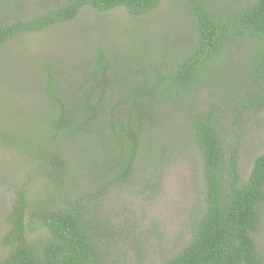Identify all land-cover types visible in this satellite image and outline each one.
I'll use <instances>...</instances> for the list:
<instances>
[{
  "label": "rangeland",
  "instance_id": "rangeland-1",
  "mask_svg": "<svg viewBox=\"0 0 264 264\" xmlns=\"http://www.w3.org/2000/svg\"><path fill=\"white\" fill-rule=\"evenodd\" d=\"M61 1L0 0V19L9 23L18 17L24 20ZM189 1L159 0L146 14H132L122 6L108 11L85 6L73 21L19 33L0 47V100L4 102L0 106V137L13 139L21 134L27 150L0 141V237L5 230L4 216L10 208L13 186L29 179L30 202L51 201L50 197L58 194L41 171L43 162L37 154L51 113L41 84L44 68H55L53 71L59 76L74 80L84 68H89L101 48L113 65L106 90L117 98L122 84H128L126 69L138 63L139 52L147 53L148 60L168 61L173 52L189 43L194 30L188 14ZM251 1L205 0L211 9L221 13L240 10ZM255 46L250 39L233 42L224 58L205 71L198 78V85L178 103L157 104L155 125L141 132L134 171L123 183L107 186L102 181L101 173H106L114 160L104 138L103 117L96 120L91 136L68 137L59 143L67 160L64 190L71 196L98 195L88 203L87 217L98 220L109 231L102 236L101 247L107 249L115 264H161L189 242L191 226L202 213L204 193L201 156L186 128L189 114L215 103L223 113L220 124L226 137L236 133L227 119V110L236 106L234 102L248 101L247 92L256 94L254 90H259L260 82L264 87V76L252 79L247 70ZM241 114V134L239 139L234 134L233 148L239 174L246 179L254 158L264 150V107L243 108ZM176 136L180 138V148L170 151ZM164 145L166 148L161 147ZM225 148L229 158L230 151ZM27 233L36 241L48 235L37 224L29 227ZM254 237L264 256V208ZM5 251L0 240V259Z\"/></svg>",
  "mask_w": 264,
  "mask_h": 264
},
{
  "label": "trees",
  "instance_id": "trees-1",
  "mask_svg": "<svg viewBox=\"0 0 264 264\" xmlns=\"http://www.w3.org/2000/svg\"><path fill=\"white\" fill-rule=\"evenodd\" d=\"M158 4L159 0H62L24 20L18 17L9 23L0 19V47L19 33L73 21L85 6L99 11L122 6L132 14H146ZM188 14L194 28L189 43L170 54L172 58L168 61L148 60L147 53L139 52L138 63L126 69L128 84H122L117 98L109 96L106 90L113 65L101 48L89 62V68H84L83 74L74 80L59 76L53 71L55 68H44L41 84L51 113L37 154L43 162L41 171L58 194L51 196V201L30 202L29 179L13 186L10 208L4 216L5 230L0 237L6 250L0 264H115L114 259H109L107 249L101 247L102 236L109 231L98 220L87 217L88 203L98 195L71 196L64 190L67 160L65 151L61 146L58 148L62 139L91 136L96 120L103 117L104 138L114 160L110 169L101 173L102 181L107 186L123 183L134 171L141 132L155 125L157 104L178 103L198 85V78L205 71L224 58L230 44L239 39L253 41L255 55L247 70L252 79L256 75V79L264 76V0H252L244 8L229 13L214 11L205 0H190ZM258 89L254 90L257 95L247 92L248 101L234 102L236 106L229 109L230 105L227 110V119L236 131L232 135L236 134L237 138L244 120L241 110L264 107L261 82ZM3 103L0 100V106ZM189 115L186 128L201 156L203 209L191 226L189 242L161 264H264L254 237L264 208V150L254 158L249 176L242 179L233 148L235 135L226 137L224 127L221 128V108L212 103ZM1 140L27 151L21 134L17 133L13 139L0 137ZM179 145L180 138L176 136L170 151L179 149ZM225 147L230 151L229 158ZM34 224L46 230L48 235L44 240L29 238L28 228Z\"/></svg>",
  "mask_w": 264,
  "mask_h": 264
}]
</instances>
